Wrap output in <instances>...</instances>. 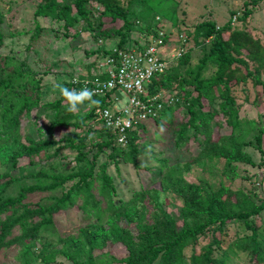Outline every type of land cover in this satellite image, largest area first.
<instances>
[{"label":"trees","instance_id":"trees-1","mask_svg":"<svg viewBox=\"0 0 264 264\" xmlns=\"http://www.w3.org/2000/svg\"><path fill=\"white\" fill-rule=\"evenodd\" d=\"M259 1L263 0H246L243 11H232L223 26L206 18L191 28L183 26L184 33L179 32L177 40L171 41L177 35L164 34L162 38L179 43L183 51L176 64L167 66L146 84L148 96L159 98L153 102L156 114L148 121L159 122L165 131L173 118L180 120L181 128L173 130L175 149L185 146L184 140L192 132L199 151L184 161L164 158L171 146L167 143V148L161 149L164 146L161 132L145 140V124L128 131L125 144L117 143L115 132L106 128L95 112L112 104L107 98L114 90L101 96L95 94L92 99L99 103L89 106L86 101L75 114L67 111L63 97L48 104L47 112H41L38 82L19 84L24 69L19 67L17 71L5 73L2 65L8 64V58L4 59L0 63V152L4 151L0 155L5 157L0 168V253L14 248L18 264L32 261L53 264L57 257L72 264H239L237 261L241 259L247 264H264V199L255 202L250 194L232 187L238 176L237 165H254L246 152L248 147L259 152L264 162L263 129L254 120L239 118L232 94L233 86L248 79L264 88V42L251 32L237 28L239 22L248 19L251 7ZM92 4L101 9L100 13L94 12ZM177 5L176 0H136L132 9H124L118 0H41L33 15L62 24L65 33L82 22L87 26L86 32L92 34L96 46L83 63L85 70L71 75L65 85L78 89L81 84L74 83L73 79L84 82L100 76L98 63L106 58L111 47L127 48L132 43L129 39L133 30L146 39L149 35L158 38L159 30L165 27L162 22L176 12L169 8ZM145 7H150L151 12L145 11ZM157 14L160 18L156 21ZM140 20L145 25H139ZM78 34L75 32L73 36ZM190 40L193 47L209 46V49L203 51L194 68L179 73L177 70L189 63L192 46L187 49L186 45ZM209 66L215 72H209ZM99 79L103 82L104 77ZM36 108L38 121L52 116L51 129H72L77 134L66 137L62 133L56 142L34 141L29 137L23 142L11 130L20 126L23 117L31 120L30 112ZM182 108L184 120L180 119ZM202 108L207 110L203 112ZM218 115L222 120L215 125ZM219 126L225 133L215 131ZM201 133L202 140L198 138ZM146 135L149 137L151 133L146 131ZM2 137L11 140V144ZM48 148H55V152L46 153L44 158L66 152L62 158L69 159L63 165L67 170L53 173L42 167L38 172L30 171L28 177L32 183L22 187L18 194L12 193L10 188L21 182L15 173L20 172L15 168L17 159L28 158L35 165L33 158ZM105 153L108 160L98 164V158ZM152 160L158 163L156 167L151 168ZM120 162L137 172L140 183L125 199H115L118 193L113 178L107 173L110 163L118 170ZM153 180H159V188L148 187ZM67 183L71 184L63 191ZM37 191H60V195L49 196L48 204L23 203L28 194ZM78 200L84 211L93 210L96 222L79 228L74 236L54 240L42 236L44 232L53 236L52 216L69 209ZM258 217L261 218L257 222ZM107 219L108 227L104 229ZM15 228H19L20 234L12 237ZM206 237L211 240L206 241ZM113 247H123L126 256L117 259L111 253ZM187 248L191 251L189 257L184 254ZM0 264L7 263L0 261Z\"/></svg>","mask_w":264,"mask_h":264},{"label":"rangeland","instance_id":"rangeland-1","mask_svg":"<svg viewBox=\"0 0 264 264\" xmlns=\"http://www.w3.org/2000/svg\"><path fill=\"white\" fill-rule=\"evenodd\" d=\"M119 5L124 9H132L133 4L136 0H118ZM178 5L176 7H170L169 9L174 8L175 14L168 16L169 19L162 22L165 26L163 29L158 32L164 36V34L177 35L179 32L184 33L181 28L183 26L192 27L194 23L199 22L203 19H213L216 24L223 26L228 19L232 16L231 12L241 11L242 5L246 0H176ZM250 1V0H248ZM41 3V0H0V63L4 59L8 58V64H3L5 68V73H12L21 67L24 69L25 74L19 78L18 83L24 84L28 82H34L37 84L40 90L41 97L40 105L41 112L45 113L46 107L48 104H53L57 99H60L59 89L57 85H66V82L71 78V75H75L85 70L83 63L86 62L89 57L88 53L90 50H93L96 46V41L90 35V32L87 31V26L82 22H79L76 26L70 28L65 33L64 29H61L62 24H57L49 18L38 17L35 18L33 13L38 4ZM92 9L94 12L100 13L101 9L97 10V5L92 4ZM151 12L150 7H145V11ZM251 14L248 19L244 22H239V29H245L252 33L255 38H258L264 42V0L256 3V6L251 7ZM243 11V10H242ZM146 12V13H147ZM154 13V12H152ZM173 13V12H168ZM254 13V14H253ZM160 18L159 15H155V20ZM161 21V20H160ZM238 22V21H236ZM118 24L121 25L122 21H118ZM145 25L143 21L140 20L139 25ZM153 25V21L150 23ZM172 25V26H171ZM174 25V26H173ZM236 26V25H235ZM133 30L129 41L132 43L127 46L128 49L132 48L136 43L141 44L146 42V38L142 36L139 31ZM79 33L74 35V33ZM183 38L186 39L185 34H182ZM150 36V35H149ZM148 36V37H149ZM227 35H225L226 37ZM179 36H175L171 41L177 40ZM136 40V43L134 44ZM163 41V39H162ZM171 41H163L162 49L160 50V56L165 59L168 58L167 65H174L177 63L178 56L183 51L179 43H171ZM101 44V43H100ZM192 44L190 40L186 45ZM112 45V44H111ZM192 46V45H191ZM190 46V47H191ZM209 49L205 48H190V59L188 65L179 68L177 72L186 73L189 68H194L201 57H203V51ZM177 50L176 52H173ZM171 62H173L171 64ZM21 63V64H20ZM252 65V64H251ZM15 69V70H14ZM14 70V71H13ZM244 70V68L242 69ZM209 72H215V68L209 66ZM211 74L206 75L210 77ZM262 77V76H261ZM264 81V76L262 77ZM30 87V86H28ZM66 87V86H65ZM188 89H191L188 87ZM232 94L236 100V105L238 107V116L239 118L246 120L256 121L263 129V141L262 149L264 151V88L260 84H254L250 79L245 83H240L236 87L233 86ZM173 92H169V95H172ZM195 95V94H194ZM115 97L118 98V106L122 108L126 104L124 96H120L119 92L115 91L111 94V103L115 102ZM203 104H206L204 99H201ZM207 108H202V111L205 112ZM180 119L186 117L184 109H179ZM53 114L50 112V115ZM38 111L37 108L31 110L30 117H23L20 121V126L12 129L14 135L22 137L24 142L25 138L29 137L34 141H46V142H56L58 141L65 133L66 137H72L71 134L75 136L76 130H63L61 128L51 129V124L53 123V117L49 119L41 118L38 121ZM37 116V117H35ZM215 125L221 122V115H218L214 119ZM180 120L177 121L173 118L170 125H168L164 131V127L156 121H146V131L151 133L149 137L146 135V131L143 132V138L145 140L154 138L158 132L163 134V143L164 146L161 148L165 150L167 148V143L171 146V150L166 152L164 158H168L174 161H184L192 155H196L198 150V145L196 143V137L192 135V132L189 131L188 137L185 141V146L180 147V149H175L173 144V130L180 129L179 125ZM1 124V122H0ZM100 127V126H99ZM164 131V132H163ZM220 134L225 133V129L221 126L217 127V130ZM145 136V137H144ZM94 137V136H93ZM195 138V139H194ZM198 138L202 140L204 136L201 134L198 135ZM7 141V144H11V140L8 138L4 139ZM94 140V138H93ZM90 143V140L87 141ZM59 146V145H58ZM96 149L89 154L91 158ZM55 152V148L46 149L45 153L33 158L35 165H33L28 158H18L15 168L20 169V172L17 173L16 178H21L19 184L13 185L10 188L12 193H17L22 187H27L32 183L30 176L28 177L30 171L38 172L40 168H45L51 170L53 173H64L67 168L63 167L69 159L62 158L66 152L60 151L58 156L52 158H44L46 153ZM110 152V151H109ZM246 152L251 157L254 165H249L245 163H240L237 165V178L235 179L232 187L234 189H240L252 196L255 202H259L261 199H264V162L262 155L257 152L254 148L248 147ZM4 153L0 152V154ZM161 159V158H160ZM3 160H5L4 155H0V168ZM107 154H102L98 158V164L107 161ZM144 158H142V162ZM151 168L158 165L157 162L152 160L150 162ZM53 165V166H51ZM143 165V164H142ZM219 167H221L219 165ZM9 168V164L5 165V169ZM197 171V169H196ZM11 172V171H10ZM107 173L113 178L118 197L127 198L129 192L133 189H136L140 186L138 179L136 177L137 172L127 163L120 162L118 170L114 168L112 163L108 165ZM159 180H153V183L148 185L150 188H159ZM71 183L65 184L63 191H66ZM18 185V186H17ZM15 190V191H14ZM256 193V195L254 194ZM60 195V191L57 192H34L28 194L26 199L23 200V203L27 201H32L35 203L48 204L50 202L49 196L51 195ZM81 202L78 200L73 206L69 209L64 210L63 212L56 213L52 216V229L51 232H44L42 236L46 237L49 240H54V238H64L68 236H74L77 234L79 228H82L88 224L95 223L97 218L93 213V210L87 208L85 211L80 207ZM264 217V211L262 213ZM261 217H258L257 222ZM104 229L108 227V219L103 224ZM232 229V228H231ZM230 231V230H228ZM133 232V230H132ZM234 232V229H232ZM20 234L19 228H15L12 231V237ZM211 237H206V241H210ZM39 248V245H36ZM105 250H108L106 248ZM196 252H198V247ZM111 253L116 256L117 259H121L126 256V251L123 247H113ZM184 254L186 257H189L191 251L189 248L185 249ZM16 251L14 248L11 250H4L0 253V261L9 264H18ZM247 261L242 259L237 263L247 264ZM31 264H40L39 261H32ZM53 264H72L70 261L62 257H57L55 263ZM114 264V263H113Z\"/></svg>","mask_w":264,"mask_h":264},{"label":"built area","instance_id":"built-area-1","mask_svg":"<svg viewBox=\"0 0 264 264\" xmlns=\"http://www.w3.org/2000/svg\"><path fill=\"white\" fill-rule=\"evenodd\" d=\"M162 38L163 35L159 33L158 38L149 36L146 42L130 49L117 50L111 47L106 58L98 63L100 76L84 82L73 79L74 83L81 84L78 89L86 85L95 90L97 96L112 90L124 96L126 104L122 108H119L118 98L115 97V102L108 107L95 110L105 127L115 132L119 145L125 144L128 131L139 124H145L150 116L156 114L153 102L159 98L148 96L146 84L168 66V58L163 59L159 54ZM99 43L102 44L101 41ZM100 77H104L103 82ZM107 100L111 101V95Z\"/></svg>","mask_w":264,"mask_h":264},{"label":"clouds","instance_id":"clouds-1","mask_svg":"<svg viewBox=\"0 0 264 264\" xmlns=\"http://www.w3.org/2000/svg\"><path fill=\"white\" fill-rule=\"evenodd\" d=\"M56 87L59 89L60 95L66 101L68 105L67 111L70 113H78L81 105H83L86 101L89 102V106L99 103V101L92 99V97L96 94L95 90L89 89L86 85L81 89H69L63 85H57Z\"/></svg>","mask_w":264,"mask_h":264}]
</instances>
